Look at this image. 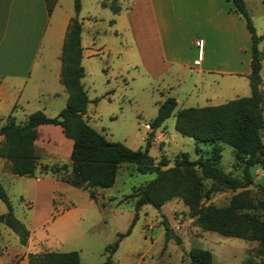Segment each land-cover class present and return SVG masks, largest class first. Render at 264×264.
I'll return each instance as SVG.
<instances>
[{"label":"rangeland","instance_id":"1","mask_svg":"<svg viewBox=\"0 0 264 264\" xmlns=\"http://www.w3.org/2000/svg\"><path fill=\"white\" fill-rule=\"evenodd\" d=\"M101 1L106 5H101L99 0H79L77 13L81 43L96 51L88 57L83 55L82 59L84 76L81 83L89 100L86 106L88 118L84 117L87 124L105 139L121 142L131 149H142L149 142L148 154L155 162L164 156L168 159L167 166L180 152H186L190 159L197 157L196 148L200 149L199 153H204L209 144L195 142L177 132L173 127V114L153 130L154 137L162 132V138H148L152 129H144L143 124L154 117L158 104L166 97L177 99L175 109L216 105L248 95L247 82L226 75L216 80H212L213 76H204L192 87L194 74L177 66L159 76H148L136 65L137 40L134 31L127 26V10L135 0H116L118 15L107 6L111 0ZM68 15H74L72 0H60L53 16L62 18ZM257 46L263 53L260 75L264 78V37ZM65 100L64 90L62 95L58 92L53 97L37 98L31 104H44V114L54 116ZM14 111L17 120L20 110L16 108ZM1 118L3 121L4 117ZM41 140L37 141L35 148L38 169L34 176L0 172V184L8 196L12 212L29 230L26 246L32 253L76 251L79 264H101L104 247L115 241L118 233L126 231L136 212L129 232L117 242L111 255L112 264H188L187 252L191 247L208 250L212 264L263 263L264 257L255 254L257 241L201 229L179 198L165 201L159 209L143 204L135 211L134 198L129 196L132 188L152 179L154 172L139 173L132 171L129 164L121 163L111 186L93 188L96 201L86 190L61 183L69 167L58 173L49 168L69 164L67 145L59 146L57 137L53 136L51 148L59 149V155L53 156V151L43 149ZM261 140L264 149V130ZM43 164L49 168L43 169ZM219 166L236 177L241 176L242 163L226 144L221 145ZM4 168L8 171L6 162ZM252 173L253 180L260 178L259 181L264 182V168L254 165ZM207 185L208 181H204V187ZM244 189L251 197L260 196L255 185ZM239 190L224 188L214 191L203 203L225 206L230 196ZM5 211L0 200V213ZM164 222L178 236L179 242L173 238L165 239ZM24 248L25 244L18 242L13 231L0 222V264H10Z\"/></svg>","mask_w":264,"mask_h":264},{"label":"trees","instance_id":"2","mask_svg":"<svg viewBox=\"0 0 264 264\" xmlns=\"http://www.w3.org/2000/svg\"><path fill=\"white\" fill-rule=\"evenodd\" d=\"M232 10L244 22L250 38V71L247 75L249 94L229 99L223 103L205 106L179 107L175 109L173 97H166L149 120L151 133L162 122L173 114V127L180 134L192 138L195 142L209 144L204 153L190 159L186 152H180L167 166L168 159L160 156L157 162L148 154V144L141 149H131L118 141H109L95 131L85 121L83 115L89 101L83 89L81 78V24L77 18L80 9L79 0H72L74 15L69 18L64 39L60 48L59 82L66 92L64 106L56 115L46 116L35 110L26 115L22 122H16L8 114L3 121L0 118V158L4 159L9 172L20 176H33L36 167V153L33 141L36 138V127L39 124L60 126L63 136L70 139L69 164L61 163L49 168L53 173L65 170L67 184L84 189L88 196L96 201L93 188H106L113 184L117 169L121 163H127L132 171L139 173L154 172L152 179L132 188L129 195L134 198L135 211L143 204L156 209L171 198H179L188 208L196 226L203 230L214 231L222 236L239 237L244 240L257 241L255 254L264 257V182L253 180L249 167L257 165L264 168V149L261 132L264 130L263 93L261 83L260 61L262 52L258 49V41L264 37V31L255 32L244 0H227ZM56 0H44L48 13ZM101 5H106L101 1ZM116 13L119 6L116 0L107 4ZM112 22V20H110ZM96 101V98L93 100ZM230 146L235 158L242 163L241 176L236 177L223 171L219 166L221 145ZM204 181L208 185L204 187ZM255 185L259 197L247 195L244 189ZM240 189L232 194L225 206L204 204L203 200L220 189ZM0 200L6 211L0 213V222L9 227L17 236L18 242L24 245L28 239L27 227L17 219L10 205L8 196L0 184ZM248 210H252L249 212ZM134 213L129 227L117 234V239L103 249L101 264H112L111 255L119 238L129 232L134 221ZM165 239L173 238L179 242L178 236L163 223ZM188 264H212L211 253L202 248L191 247L188 252ZM27 264H79L76 251H42L26 254ZM247 264H254L247 262ZM264 264V261L263 263Z\"/></svg>","mask_w":264,"mask_h":264},{"label":"crops","instance_id":"3","mask_svg":"<svg viewBox=\"0 0 264 264\" xmlns=\"http://www.w3.org/2000/svg\"><path fill=\"white\" fill-rule=\"evenodd\" d=\"M59 1L56 0L48 13L44 0H0V118L10 114L15 119L14 110L17 108L20 115L15 121L22 122L27 114L35 110L45 113V105H32L33 100L53 97L58 92L62 95L64 88L59 82V55L71 15L62 18L53 16ZM244 4L255 32L262 33L264 0H244ZM118 12L119 9L114 14L118 15ZM127 15V26L134 31L137 40L136 65L148 76H159L177 66L194 74L192 87L204 76H213L212 80H216L223 75L243 78L248 86L249 33L229 1L135 0ZM195 39L202 40L200 59L193 43ZM80 44L82 65L83 55L88 57L96 51L82 45L81 33ZM260 77L259 87L264 93V78ZM83 117L88 118L86 111ZM36 132L34 148L42 139L43 149H49L53 151V156H58V147L51 148V138L55 136L59 146L67 145L69 155L71 141L63 136L60 126L39 124ZM161 133L155 137L162 138ZM4 164L5 160L0 158V172H9ZM37 169L36 163L33 176ZM28 241L29 237L24 251L10 264H27L26 254L31 252L26 246Z\"/></svg>","mask_w":264,"mask_h":264},{"label":"built area","instance_id":"4","mask_svg":"<svg viewBox=\"0 0 264 264\" xmlns=\"http://www.w3.org/2000/svg\"><path fill=\"white\" fill-rule=\"evenodd\" d=\"M193 43H194V45L197 48V58L200 59V57H201V49H202V40L201 39H195L193 41ZM143 128L144 129H149L150 126L147 123H144L143 124Z\"/></svg>","mask_w":264,"mask_h":264},{"label":"water","instance_id":"5","mask_svg":"<svg viewBox=\"0 0 264 264\" xmlns=\"http://www.w3.org/2000/svg\"><path fill=\"white\" fill-rule=\"evenodd\" d=\"M249 170H250V172H251V175H252V177H253V173H252V167L250 166L249 167ZM260 178H258V180H259Z\"/></svg>","mask_w":264,"mask_h":264}]
</instances>
